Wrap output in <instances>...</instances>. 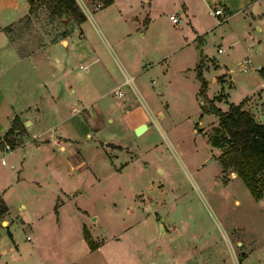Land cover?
I'll list each match as a JSON object with an SVG mask.
<instances>
[{
  "label": "rangeland",
  "instance_id": "1",
  "mask_svg": "<svg viewBox=\"0 0 264 264\" xmlns=\"http://www.w3.org/2000/svg\"><path fill=\"white\" fill-rule=\"evenodd\" d=\"M76 2L89 16L97 9L95 0ZM179 2L193 6L190 24L169 19L167 27L161 14L155 26H164L168 36L175 38L174 45L184 38L185 46L156 64L157 54L143 57L142 69L147 71L139 78L147 92L138 86V78L130 80L121 68L119 81L113 79L98 88L99 94L105 93L104 102H91L98 97L97 91L86 87L83 120L69 106L70 121L64 122L49 109L40 114L33 136L32 130L13 135L18 144L23 140L13 153L0 149V158L5 159L0 164V185L10 176L21 178L4 194L11 208L8 230L14 241L27 246L39 229V243L56 249L57 259L74 264H264V195L254 199L239 177L225 180L228 173H222L216 159L222 148L211 143L219 134L214 130L217 117L203 110L209 100L222 110L227 109L228 100L244 102L247 111L264 123V0ZM37 4L29 21L22 16L9 35L5 33L15 50L30 54L34 64L15 62L17 55L0 30V102H13L16 110L17 102H44V90L36 86L38 73L48 68L42 64L44 45L66 28L44 4ZM215 7L222 11L218 16L209 12ZM26 10V0H0V28ZM164 13L168 18L170 10L165 8ZM172 13L179 15L176 10ZM160 35L152 39L159 42ZM201 53L220 64L214 70L219 76L208 83L204 99L194 69ZM81 60L85 65L75 64L78 77L71 80L75 91L88 67L87 60ZM206 64L212 66L207 60ZM225 72L233 87L226 74L220 75ZM204 75L210 78L208 72ZM4 113L2 109L0 135L9 124ZM137 123L146 124L139 134L135 133ZM80 125L90 136L78 129ZM58 132L69 134L73 152L68 151L69 144L63 143L61 150L53 141ZM33 137L47 140L36 148ZM65 158L74 170L68 171ZM80 160L82 167L76 166ZM19 161L20 171L16 170ZM11 163L14 168L9 167ZM32 183L42 185L41 195L36 196ZM56 183L59 199L55 204L47 199ZM38 197L44 202L39 208L42 216L36 219L19 202L28 208ZM53 206L60 210L59 217ZM18 213L28 217L32 228L20 225L14 218ZM80 218L93 241L102 242L97 250L89 249L83 239ZM9 244L6 228L0 227V249L7 250ZM8 259L7 254L0 256V264Z\"/></svg>",
  "mask_w": 264,
  "mask_h": 264
},
{
  "label": "crops",
  "instance_id": "2",
  "mask_svg": "<svg viewBox=\"0 0 264 264\" xmlns=\"http://www.w3.org/2000/svg\"><path fill=\"white\" fill-rule=\"evenodd\" d=\"M151 1L152 0H112L108 5L101 6L100 1L95 0L94 5L97 9L93 11L92 16L85 14L86 17L81 22L83 26L81 25V27H79L80 23L78 24L72 22L70 32L65 37L48 42L46 45H44L45 61L42 64H44V66L48 68L44 72L38 73V80L36 83L38 89L42 87L44 90V102H17V106H20L19 110L15 109L13 102H0V111H2V109H5L4 118L8 116L9 120V124L7 125V128L3 130L0 138L8 129L14 117H18L22 125L25 126L23 127V133L27 134L30 130H32L33 136L34 127L39 123L41 119L40 114H42L43 112H47L49 109L53 113L55 112L54 114L57 115L60 122H64L70 121L71 116L69 113H67V106H69L72 112L80 113L81 120H83L84 116L87 115L84 109L87 101L85 102V95H83L84 93L88 92L86 87H93V91H97L98 97L94 99L91 98V102H104L103 98L105 93L99 94L98 88L105 82H112L113 79L114 82H116V80L119 81L120 77H122L121 68H123L125 74L128 75L130 80L134 81L135 78H138V86L142 90L147 92V87L142 84L143 78H139L143 73L147 71H144L142 69L143 57L150 53L157 54V58L155 59L156 64L161 62L166 55L172 54L178 50L180 51L185 46L184 38H181L180 41L178 40L177 45H174V42L176 40L175 38H170L168 36L167 29L160 24H158L160 27L159 29L155 26L157 25L156 18H158L161 14L164 15L167 27H169V16L173 14L172 11L176 10L179 15L174 16L177 17L179 21L173 22L170 19L171 22H173L174 24L183 22L188 25L190 24L189 15L192 16L191 14H193L194 12V8L190 4V0L187 1L191 6H188L187 4H181L179 0H162L154 5L151 4ZM165 8L170 10V14H168L167 16L168 18H166V15L164 13ZM27 12L28 4L26 12L16 18V20L27 14ZM16 20H14L13 22H15ZM171 28L173 27L171 26ZM254 28L259 29V26L257 24H254ZM0 30L3 31L2 28H0ZM159 35V42L152 39L153 36L157 37ZM196 35V38L203 42L202 36H199V33H197ZM5 37L8 40L6 34ZM8 42L10 47L9 49H11L10 51L17 55L16 57H14L15 62L21 64L27 63L29 61L31 63L33 62L32 58H30V54L20 55L9 40ZM220 50V47H217V51ZM201 55L203 62H205V65L203 64L202 68V75L207 81V89L208 83H210V81L212 82L214 79L216 80V77L219 76V74H215L214 70L220 68V64L214 57L207 56L204 53H201ZM81 58L87 60L86 66L88 67L86 68V72L79 77L80 79L78 78L77 82L79 86L77 87L79 88V90L75 91L74 87H72L71 82L74 78L77 79L78 77V72L75 70V64L78 63V66L82 65V67H84L85 65L82 63L83 60H81ZM206 60L211 62L212 66H209L210 64H206ZM55 63H58L59 67H56ZM242 68L245 69V66H242ZM113 70L116 72V76L113 75ZM206 72L209 73L210 78L204 75ZM222 74H226L228 76V79L230 80V87H233V82L230 78V74L225 72L221 73L220 75ZM135 87L138 90L136 85ZM75 93H77V96H74ZM227 96L229 97V93ZM228 102L231 101L228 100ZM78 104L79 107H77ZM240 104L242 109L247 110L244 102ZM7 107H10V109L8 110ZM83 110L85 112L84 114L82 113ZM74 120L81 121L79 118H76ZM108 120L110 121V118H108ZM137 124L139 125L141 123ZM137 124L135 125V127L137 126ZM78 129L85 130V127L80 125ZM84 133L86 136H90V131L85 130ZM68 135L61 132L55 133L53 134V141L55 143H59V148L61 150H64L63 143L69 144L68 151L73 152V145L71 141L72 138ZM32 140L34 141L35 147L39 148L41 145L40 142H44L45 140H47V138L44 140H37V137H33ZM22 141L23 140H21L18 145H15L7 152L13 153L15 148L23 143ZM0 149L2 150V147H0ZM65 161L69 165L68 171L74 170V166L71 165L70 159L65 158ZM17 163L18 166L16 170L20 171L21 161ZM0 164H5V159L3 157L0 158ZM83 165L84 162L82 160L76 163V166L82 167ZM9 167L14 168V164L11 163ZM237 177L238 176L234 171H229L226 175L225 180L230 181L236 179ZM2 178L4 179L5 177ZM20 181V177L14 178L13 175L6 180L5 184L3 183L0 185V195L8 207L3 217L0 219V227L6 228L7 236H9V239L11 240V244H9L7 250L0 249V256L7 254L9 258L3 263L74 264V261L72 263H69V259H57L56 249H52L48 246L45 247V244L39 243V239L37 238L40 233L39 229H37L38 233L36 239H34V241L27 246H23L12 239V233L8 230V226L10 225L9 214L11 212V208L4 194L8 190V188L12 186L13 183H19ZM35 183L31 184L32 189L35 192L36 196H39L41 195V190L43 187L40 183ZM58 188L59 187L57 183L51 185V189L48 191L49 197L47 199L49 200V202L53 200L56 201L55 204L57 203L56 199H59ZM43 199L44 198L41 197H38L37 199L34 198L35 205H31L28 208L27 204H25L24 202H19V207L24 211L30 212V214H32L34 218L39 219L42 216L39 208L41 207V203L44 202ZM54 206L53 210L55 212V215L59 217L60 210H58V208ZM76 208L79 209V207ZM19 216L20 213L14 216V218H18L21 226L25 225L32 228V224L28 221V217H26V215L21 214V217ZM79 222L81 235L83 227H85L90 235H92L90 229L87 227L85 222L81 220V218L79 219ZM55 227L59 228V226ZM25 238L28 240L30 239L29 235H25ZM100 245L91 250H97L98 248H100Z\"/></svg>",
  "mask_w": 264,
  "mask_h": 264
},
{
  "label": "trees",
  "instance_id": "3",
  "mask_svg": "<svg viewBox=\"0 0 264 264\" xmlns=\"http://www.w3.org/2000/svg\"><path fill=\"white\" fill-rule=\"evenodd\" d=\"M99 1L101 6H104L112 0ZM26 2L28 12L23 16L25 21L30 20L29 15L35 12L37 3L44 4L51 16L61 19L66 28L59 33L57 39L65 37L70 32V28L67 27L70 22L79 23L85 19V14L76 0H26ZM19 20L20 18L16 21ZM15 22L2 27L4 33L9 35ZM19 54L28 55L27 53ZM202 68L203 59L200 55L195 66V76L199 80V94L204 99L206 80L202 75ZM206 103L207 107L204 106L203 110L217 117V125L214 130L219 134L212 137L211 143L222 148L216 157L222 173L225 175L229 171H234L242 180L250 195L254 199H259L264 195V180H261L258 176L259 171L264 167V123L257 122L251 113L241 108V104L229 102L227 109L222 110L210 100ZM23 131L22 123L18 117H14L8 129L0 138V147L3 146L4 142L9 143L11 148L18 145L14 136L22 134ZM7 209L8 207L0 195V219ZM82 235L90 249H95L98 246L85 227H83Z\"/></svg>",
  "mask_w": 264,
  "mask_h": 264
},
{
  "label": "built area",
  "instance_id": "4",
  "mask_svg": "<svg viewBox=\"0 0 264 264\" xmlns=\"http://www.w3.org/2000/svg\"><path fill=\"white\" fill-rule=\"evenodd\" d=\"M84 6V5H83ZM210 13H212L213 15H220L222 13L221 9L219 7H215L213 8V10L209 11ZM169 18L173 21V22H178L179 19L177 17H175L173 14L169 16ZM117 94H119V91L117 92ZM2 148L6 151H9L11 149V146L9 145V143L4 142ZM258 176L261 180H264V167L259 171ZM28 237V236H27Z\"/></svg>",
  "mask_w": 264,
  "mask_h": 264
},
{
  "label": "water",
  "instance_id": "5",
  "mask_svg": "<svg viewBox=\"0 0 264 264\" xmlns=\"http://www.w3.org/2000/svg\"><path fill=\"white\" fill-rule=\"evenodd\" d=\"M146 128V124L145 123H141L139 125H137L135 127V133L139 134L140 132H142L144 129Z\"/></svg>",
  "mask_w": 264,
  "mask_h": 264
}]
</instances>
